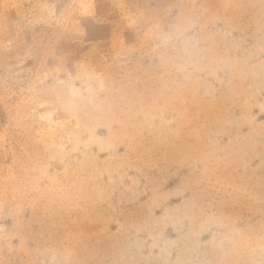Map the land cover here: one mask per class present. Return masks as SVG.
Segmentation results:
<instances>
[{"label": "rangeland", "instance_id": "rangeland-1", "mask_svg": "<svg viewBox=\"0 0 264 264\" xmlns=\"http://www.w3.org/2000/svg\"><path fill=\"white\" fill-rule=\"evenodd\" d=\"M0 264H264V0H0Z\"/></svg>", "mask_w": 264, "mask_h": 264}]
</instances>
